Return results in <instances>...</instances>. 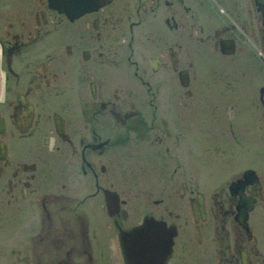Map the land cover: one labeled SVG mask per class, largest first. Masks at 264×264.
<instances>
[{"label":"flooded vegetation","instance_id":"flooded-vegetation-1","mask_svg":"<svg viewBox=\"0 0 264 264\" xmlns=\"http://www.w3.org/2000/svg\"><path fill=\"white\" fill-rule=\"evenodd\" d=\"M0 51V264H264V0H0Z\"/></svg>","mask_w":264,"mask_h":264},{"label":"water","instance_id":"water-1","mask_svg":"<svg viewBox=\"0 0 264 264\" xmlns=\"http://www.w3.org/2000/svg\"><path fill=\"white\" fill-rule=\"evenodd\" d=\"M110 0H49L50 5L71 16H78L108 3Z\"/></svg>","mask_w":264,"mask_h":264},{"label":"rangeland","instance_id":"rangeland-1","mask_svg":"<svg viewBox=\"0 0 264 264\" xmlns=\"http://www.w3.org/2000/svg\"><path fill=\"white\" fill-rule=\"evenodd\" d=\"M232 60H234L235 62H237L238 60H239V58H237V57H235L234 59H233V57H230L229 58V61L231 62ZM233 66V65H232ZM222 67H223V65H222ZM237 67V66H236ZM219 68V69H218ZM219 70L220 71V76L219 75H217V72H216V70ZM217 70V71H218ZM232 68H228V69H226V68H220V67H215V68H211V69H207V71L208 72H206V75H204V78H209V77H215V76H217V77H224V78H222V80H227V78H230V80H232L233 78V73H232ZM204 71H206V70H204ZM209 72H211V74L209 73ZM216 72V73H215ZM215 73V74H214ZM213 74V75H212ZM237 76V75H236ZM216 78V77H215ZM219 80H220V78H219ZM258 86V85H257Z\"/></svg>","mask_w":264,"mask_h":264},{"label":"bare ground","instance_id":"bare-ground-1","mask_svg":"<svg viewBox=\"0 0 264 264\" xmlns=\"http://www.w3.org/2000/svg\"><path fill=\"white\" fill-rule=\"evenodd\" d=\"M2 51H0V54H1ZM166 244V243H165ZM165 247V246H164ZM165 249V248H164ZM168 251V250H167ZM167 254V253H166Z\"/></svg>","mask_w":264,"mask_h":264}]
</instances>
